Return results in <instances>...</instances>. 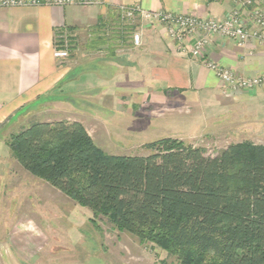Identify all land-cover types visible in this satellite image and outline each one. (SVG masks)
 <instances>
[{"label": "crops", "instance_id": "crops-1", "mask_svg": "<svg viewBox=\"0 0 264 264\" xmlns=\"http://www.w3.org/2000/svg\"><path fill=\"white\" fill-rule=\"evenodd\" d=\"M3 1L0 0V127L12 120L15 125L23 123L26 117L51 110L55 118L33 122H78L103 150L100 145H107V139L102 131L111 124L110 117L121 114L151 120L161 107L174 111L189 106L204 117L206 129L212 122L211 129L216 134L230 139L226 146L242 142L264 145V92L225 98L215 74L202 62L179 54L161 25L135 20L142 28L139 47L120 34L103 44L91 40L74 62L53 57L55 39L61 32L80 41L87 29L114 26L120 18V8L223 18L235 8L232 0H101L100 5L64 7L55 5L57 0H10L20 3L15 6L3 5ZM259 4L264 8V0ZM243 15L248 18V8ZM207 59L238 77L264 76V47L254 41L238 45L212 37ZM97 100L99 110H89L87 106ZM63 112L69 117L60 116ZM30 123L18 125L14 133ZM12 159L0 139V182L12 175L8 167ZM15 164L24 171L16 161ZM14 206L15 203H0V217H4L0 218V227L3 223L6 226L0 229V264H71L58 251L45 256L53 241L46 240L39 224L37 233L30 234L28 214L21 212L7 223L5 212ZM136 258L156 264L145 256ZM71 259L79 264L77 259Z\"/></svg>", "mask_w": 264, "mask_h": 264}, {"label": "trees", "instance_id": "trees-1", "mask_svg": "<svg viewBox=\"0 0 264 264\" xmlns=\"http://www.w3.org/2000/svg\"><path fill=\"white\" fill-rule=\"evenodd\" d=\"M5 145L24 171L89 210L91 222L106 220L178 264H264V145L231 144L209 157L163 139L146 156H115L68 121L32 122Z\"/></svg>", "mask_w": 264, "mask_h": 264}, {"label": "rangeland", "instance_id": "rangeland-1", "mask_svg": "<svg viewBox=\"0 0 264 264\" xmlns=\"http://www.w3.org/2000/svg\"><path fill=\"white\" fill-rule=\"evenodd\" d=\"M122 28H128L123 35L125 41L131 40L132 36L140 33L142 29L141 26H137L136 21L123 23L121 17L114 26H104L97 30L87 29L83 32L80 41L75 38L69 40L70 58L59 61L74 62L82 51H86L84 47L91 40L96 42L98 38L105 36L109 41L114 36V32ZM59 36L57 35L56 41ZM98 102L99 100L87 108L93 111L99 110ZM160 110L151 120L126 118L121 114L110 117V126L102 131L107 139L105 141L107 145H100L103 151L117 156H142L150 153L149 144L163 139H173L192 147H200L206 151L207 156L214 157L230 142V139H223L219 132L216 134L211 129L212 122L206 129L207 125L203 123L204 117L199 115L196 109L192 110V107L174 111L161 107ZM43 112L26 117L23 123L15 125V121L12 120L11 124L0 127V139L6 143L11 133L19 129L18 125H24L26 121L29 123L55 118L52 116L53 111ZM63 114L64 112L60 116H64ZM12 160H8L12 175H7L0 182V203H15L14 207H10L5 212L9 220L7 223L23 212L30 218V234L34 235L39 229L37 226H42L46 240L53 241L50 242L53 246L46 249L45 256H49L48 253L51 251H58L60 256L65 260L68 258L67 262L71 264H74L72 257L77 259L79 264H146L144 259L136 256H145L156 264H178L174 257L168 256L157 246L151 243L141 244L129 234L114 230L106 220L99 219L94 224L91 222L93 216L89 210L78 206L47 183L28 175L15 164L14 159ZM5 227L3 223L0 229Z\"/></svg>", "mask_w": 264, "mask_h": 264}, {"label": "built area", "instance_id": "built-area-1", "mask_svg": "<svg viewBox=\"0 0 264 264\" xmlns=\"http://www.w3.org/2000/svg\"><path fill=\"white\" fill-rule=\"evenodd\" d=\"M235 8L223 18L199 17L195 15L177 16L162 11H144L138 7L120 8V17L127 21L140 20L142 22L158 24L164 27L166 35L172 44L177 46L182 56L202 62L207 69L213 72L220 83L225 98L234 99L244 92H264V76L238 77L231 71L220 67L207 59V50L212 37L230 40L238 45H245L254 41L264 47V8L260 7L259 0H232ZM3 5L15 6L20 4L14 1H3ZM35 4H38L35 2ZM57 6L100 5L101 0H57ZM248 8L246 18L243 10ZM57 39L53 57L56 60H66L69 57L68 32H61ZM135 47L141 45V34L132 36Z\"/></svg>", "mask_w": 264, "mask_h": 264}]
</instances>
